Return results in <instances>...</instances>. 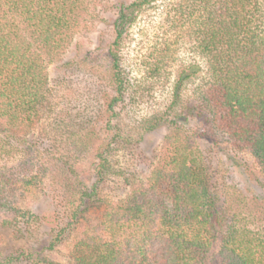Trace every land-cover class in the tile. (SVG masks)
<instances>
[{
  "label": "trees",
  "instance_id": "obj_1",
  "mask_svg": "<svg viewBox=\"0 0 264 264\" xmlns=\"http://www.w3.org/2000/svg\"><path fill=\"white\" fill-rule=\"evenodd\" d=\"M95 2L0 0L1 156L16 134L52 108L49 63L61 58L84 20L98 16ZM155 2L112 4L114 39L105 54L113 90L100 99V115L108 123L128 92L122 44L141 10ZM175 7L176 21L191 24L206 66L193 63L179 70L166 108L144 120L138 140L124 137L141 142L147 132L163 126L173 130L157 164L145 178L123 172L129 192L121 199H103L98 184L70 183L74 177L65 172L73 171V165L60 159L58 176L79 197L67 199L55 189L54 207L42 213L9 198L13 182L31 183L29 177L0 167V226L25 237L26 224L34 219L49 235L45 242L0 256V264H264V228L251 227L240 212H231L197 142L210 134L185 125L193 116L201 118L248 149L264 172V0H184ZM197 80L195 97L188 92ZM123 132L119 127L118 135ZM117 143L104 141L97 148L95 173L102 181L111 171L121 173L111 163ZM261 183L264 187L263 179ZM255 203L262 209L258 221L264 222V199ZM100 208L90 220V213Z\"/></svg>",
  "mask_w": 264,
  "mask_h": 264
},
{
  "label": "rangeland",
  "instance_id": "obj_2",
  "mask_svg": "<svg viewBox=\"0 0 264 264\" xmlns=\"http://www.w3.org/2000/svg\"><path fill=\"white\" fill-rule=\"evenodd\" d=\"M96 18H87L61 58L49 63V86L52 104L42 112L40 120L28 130L16 134L0 155V167L7 165L17 170L22 178L12 184L10 199L24 208L42 213L54 207L51 193L65 192L67 199H77V190L64 184L58 176L62 161H69L73 171L66 169L74 180L90 188L100 187L103 199H121L129 192L123 181V172L145 178L160 159L164 142L173 130L161 127L144 134L139 132L144 120L164 110L172 98V86L182 68L206 62L198 53L191 24L176 21L175 5L184 0H157L141 10L121 47V65L128 81L126 101L111 122L100 115L102 94L112 92L110 63L106 50L114 39L112 7L114 0H95ZM199 80L190 83L189 95L195 96ZM196 97V96H195ZM199 132L206 131L211 138L199 139L212 182L229 205L231 212H240L251 227H263L258 221L260 207L256 199H264V172L248 149H241L224 132L191 117L185 122ZM123 127L122 137L118 135ZM118 137V138H114ZM126 140V141H125ZM104 141H117L111 163L121 173L111 171L102 181L95 173L98 163L96 152ZM58 159V160H57ZM60 159H63L62 161ZM25 173L27 176H24ZM64 177V176H63ZM21 178V179H22ZM76 181V182H75ZM66 187V188H65ZM95 199H97L95 197ZM103 211L96 209L89 215L94 220ZM257 217V218H256ZM24 221V219H22ZM26 221V220H25ZM26 224V223H25ZM25 237H18L12 228L0 226V256L13 253L17 248L47 241L48 228L31 220ZM72 242L68 238L62 251Z\"/></svg>",
  "mask_w": 264,
  "mask_h": 264
}]
</instances>
